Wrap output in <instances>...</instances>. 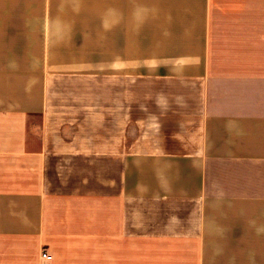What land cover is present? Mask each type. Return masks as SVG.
<instances>
[{
    "label": "crops",
    "instance_id": "1",
    "mask_svg": "<svg viewBox=\"0 0 264 264\" xmlns=\"http://www.w3.org/2000/svg\"><path fill=\"white\" fill-rule=\"evenodd\" d=\"M0 264H264V0H0Z\"/></svg>",
    "mask_w": 264,
    "mask_h": 264
},
{
    "label": "built area",
    "instance_id": "2",
    "mask_svg": "<svg viewBox=\"0 0 264 264\" xmlns=\"http://www.w3.org/2000/svg\"><path fill=\"white\" fill-rule=\"evenodd\" d=\"M43 259H50L49 255H47L45 252L42 254Z\"/></svg>",
    "mask_w": 264,
    "mask_h": 264
}]
</instances>
